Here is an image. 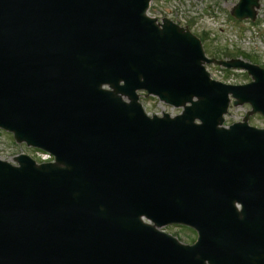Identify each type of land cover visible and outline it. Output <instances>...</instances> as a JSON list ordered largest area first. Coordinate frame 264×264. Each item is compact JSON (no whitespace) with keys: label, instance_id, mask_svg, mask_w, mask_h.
<instances>
[{"label":"water","instance_id":"95a60500","mask_svg":"<svg viewBox=\"0 0 264 264\" xmlns=\"http://www.w3.org/2000/svg\"><path fill=\"white\" fill-rule=\"evenodd\" d=\"M148 1L0 0V126L57 155L41 167L0 162V264H264L251 231L229 240L217 230L208 251L141 221L147 214L163 224L195 207L216 216V203L184 193L198 181L222 196L232 147L247 148L258 164L254 178L264 179V132L246 138L219 129L226 104L210 107L207 89V102L187 108L189 121L144 114L137 88L184 103L201 88L194 77L203 58L191 34L145 18ZM253 4L243 0L236 14ZM149 145L161 153L149 155ZM216 172L219 184L209 176Z\"/></svg>","mask_w":264,"mask_h":264},{"label":"rangeland","instance_id":"374dc122","mask_svg":"<svg viewBox=\"0 0 264 264\" xmlns=\"http://www.w3.org/2000/svg\"><path fill=\"white\" fill-rule=\"evenodd\" d=\"M189 2L191 1L154 0L149 13L159 19L169 17L179 21L181 25L189 19L194 20V25L191 27L194 32L209 34L208 48L211 52L220 48L227 50L234 56L248 53L253 55L261 65H264V0H261L258 22L255 25H250L248 22H237L231 16V9L238 0H204L203 2H195L194 5L193 3L190 5ZM226 79L235 83L248 80L240 72H230L229 78ZM149 98L150 100H146L145 94L142 93L143 103L149 114H161L162 111L172 114L180 112V109L163 105L156 99ZM248 109L247 105L232 107L226 116V123L240 120ZM255 123L261 124L263 121L256 120ZM26 151L27 148L24 144L15 143L11 135L0 130V158L13 162L16 154ZM171 228L175 227L172 226ZM177 228L180 229L181 233L189 236L195 234V231L189 227L180 226ZM189 239L190 237L183 236V240L188 241Z\"/></svg>","mask_w":264,"mask_h":264}]
</instances>
